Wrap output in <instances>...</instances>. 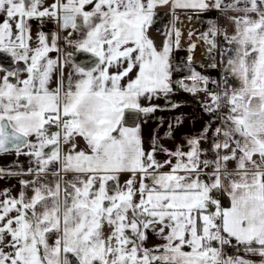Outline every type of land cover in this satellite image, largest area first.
Instances as JSON below:
<instances>
[{
  "label": "snow or ice",
  "instance_id": "obj_1",
  "mask_svg": "<svg viewBox=\"0 0 264 264\" xmlns=\"http://www.w3.org/2000/svg\"><path fill=\"white\" fill-rule=\"evenodd\" d=\"M0 184V264H264V0H0Z\"/></svg>",
  "mask_w": 264,
  "mask_h": 264
},
{
  "label": "crops",
  "instance_id": "obj_2",
  "mask_svg": "<svg viewBox=\"0 0 264 264\" xmlns=\"http://www.w3.org/2000/svg\"><path fill=\"white\" fill-rule=\"evenodd\" d=\"M201 20L204 21V23H201V21L193 20L191 24L188 22L186 24H182L181 27L185 31L184 40H187V30L190 28L195 27L196 29H199L200 31H203L206 27V20L202 17ZM35 24V22H33ZM52 29V25H47L46 30ZM35 26H34V33H35ZM192 39L195 41L196 37L193 36ZM186 46V45H185ZM71 50V49H70ZM181 58L186 56L185 52H180L178 54ZM206 56V46L202 43L199 44L195 51L194 60L197 65L199 63L205 61ZM200 70V69H198ZM207 74V73H206ZM211 75L214 77L216 76L215 72H212ZM174 101L182 103L184 106L175 110V111H169V112H157L156 116H163L166 120H171L173 116L175 115H181L183 114L184 117H192L193 119L189 120L186 119L184 125L180 128V130L177 132V139L179 140L181 138V134H188L193 133L196 130L200 129L202 127L203 121L201 120V116L203 115L201 110V104L205 102L206 98L203 94H197L192 95L185 92H178L174 97ZM160 103H163V101H160ZM203 120H207V116L203 115ZM194 124V127H193ZM155 126V121H150L148 125V129ZM146 129V131L148 130ZM171 146V145H169ZM7 162V161H5ZM15 182H13L14 184ZM5 185L0 184V188L4 187Z\"/></svg>",
  "mask_w": 264,
  "mask_h": 264
},
{
  "label": "water",
  "instance_id": "obj_3",
  "mask_svg": "<svg viewBox=\"0 0 264 264\" xmlns=\"http://www.w3.org/2000/svg\"><path fill=\"white\" fill-rule=\"evenodd\" d=\"M159 11L162 13H166L167 9H159ZM166 26H167V22L165 20V17L161 16L160 29L166 30ZM72 51H74V50H72Z\"/></svg>",
  "mask_w": 264,
  "mask_h": 264
},
{
  "label": "bare ground",
  "instance_id": "obj_4",
  "mask_svg": "<svg viewBox=\"0 0 264 264\" xmlns=\"http://www.w3.org/2000/svg\"><path fill=\"white\" fill-rule=\"evenodd\" d=\"M186 23H187V21L185 20V21H184V24H186Z\"/></svg>",
  "mask_w": 264,
  "mask_h": 264
}]
</instances>
